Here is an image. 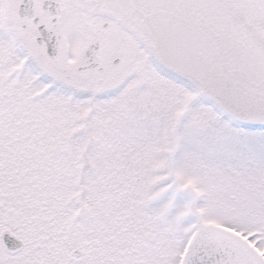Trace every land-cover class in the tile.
<instances>
[{"label":"snow or ice","instance_id":"obj_1","mask_svg":"<svg viewBox=\"0 0 264 264\" xmlns=\"http://www.w3.org/2000/svg\"><path fill=\"white\" fill-rule=\"evenodd\" d=\"M0 264H264V0H0Z\"/></svg>","mask_w":264,"mask_h":264}]
</instances>
